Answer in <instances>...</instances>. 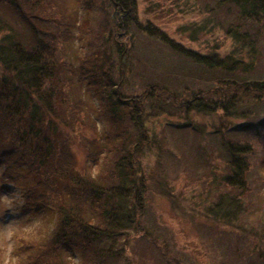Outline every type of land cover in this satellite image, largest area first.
<instances>
[{
  "label": "rangeland",
  "instance_id": "374dc122",
  "mask_svg": "<svg viewBox=\"0 0 264 264\" xmlns=\"http://www.w3.org/2000/svg\"><path fill=\"white\" fill-rule=\"evenodd\" d=\"M46 1L56 3L49 16L74 23L73 39L58 41V52L76 72L64 76L72 78L66 93L84 103L83 123L67 129L78 165L88 150L95 152L97 141L110 150L119 148L124 136L125 147L140 167L136 172L144 178L145 208L137 217L138 226L128 229L121 253L112 257L101 250L92 264H264V142L256 130L264 115L257 100L264 92L240 90V98L232 100L236 91L223 92L229 79L264 81V29L258 27L256 33L255 27L245 28L229 0H134L122 34L112 0ZM235 22L241 23L242 32L255 31L253 46L232 39L227 28ZM0 25L24 44L34 39L26 19L3 1ZM147 26L163 31L183 49L217 58L221 67L197 65L173 52ZM35 28L51 30L54 23L39 21ZM117 33L125 37L117 40ZM118 48L128 52L120 55ZM234 61L240 62L232 66ZM149 85H158L162 94L166 88L174 99L166 101L157 91L156 98L144 95L138 105L143 130H137L125 106L113 121L107 111L108 93L134 102L132 97L149 91ZM106 137L113 143L105 142ZM229 142L251 147L243 189L222 180L230 169ZM105 157L98 172L115 160V153ZM18 174L21 177L0 196V264H27L37 248L23 251L22 243L44 242L56 220L49 206L37 211L20 208L21 189L33 180L22 175L23 167L10 171L12 177ZM220 198L234 204L232 218L226 221L208 210ZM62 256L64 264H87L76 250Z\"/></svg>",
  "mask_w": 264,
  "mask_h": 264
},
{
  "label": "trees",
  "instance_id": "16d2710c",
  "mask_svg": "<svg viewBox=\"0 0 264 264\" xmlns=\"http://www.w3.org/2000/svg\"><path fill=\"white\" fill-rule=\"evenodd\" d=\"M2 1L26 19L34 39L24 44L14 32L10 29L5 31L0 25V33L4 31L0 34V196L9 189V183L21 177L19 174L17 178L10 175L14 167L20 166L25 170L22 175L33 180L32 184L21 189L20 208L37 211L49 206L56 213L49 237L41 244L23 242L20 249L27 251L34 245L37 248L28 255L27 264H64L66 260L62 255L71 249L79 251L82 261L87 264H92L101 250L106 256L116 257L123 250L121 245L129 236L128 229L138 226L137 217L145 208L144 178L139 170L136 172L140 167L134 164L129 148L125 147L124 136L120 137L119 148L110 150L97 141L94 144L95 152L88 150L84 162L78 165L67 129H72L76 123H83L84 103L66 93L72 78L69 80L64 76L76 72L58 52L61 43L73 39L71 31L74 23L58 21L53 19V15L49 16L48 11L56 6L54 2ZM229 1L237 7L239 21L245 24V28L255 27L256 33L260 31L258 27L264 29V0ZM134 4V0H112L118 17L116 28L119 29L117 31L122 30L120 34L127 27L125 20L130 16ZM39 21L52 22L54 28L36 29V22ZM241 23L235 22L237 27L229 26V34L242 46H253L257 37L255 31L241 28L242 32L239 29ZM148 29L152 36L168 43L173 52L195 64L221 67L222 63L217 58L209 59L203 54L183 49L163 31L152 27ZM120 34H116L117 40L125 37V34L119 37ZM118 49L120 55L128 52L123 48ZM238 62H232V66L238 65ZM231 67L223 66L227 72L233 71ZM81 77L83 79L84 75L81 74ZM226 85L223 92L236 91L229 100L240 98L237 94L240 90L251 91L255 95L264 92L263 80L229 79ZM148 89L144 94L132 97L134 102L117 94L113 98L109 92L107 111L113 121L116 114L120 116L119 109L125 106L131 110V119L137 130H143L139 121L141 107L138 105L146 94L147 98H156L155 91L162 94V88L158 85H149ZM201 94L206 95L205 92ZM163 95L166 101L174 99L166 88ZM263 98L256 99L264 106ZM258 126L260 128L256 129L255 125V129L264 142V115ZM105 142L113 143V138L106 137ZM134 145L135 149L139 146L138 143ZM227 147L230 169L222 180L231 188L243 189L251 147L246 142H229ZM112 150L115 160L108 162L102 173L98 172L102 159ZM232 205V200L220 198L209 207L210 216L225 221L231 219Z\"/></svg>",
  "mask_w": 264,
  "mask_h": 264
}]
</instances>
